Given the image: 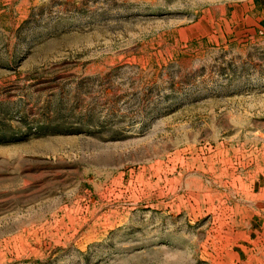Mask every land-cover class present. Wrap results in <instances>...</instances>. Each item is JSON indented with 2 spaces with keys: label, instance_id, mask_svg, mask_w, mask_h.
Wrapping results in <instances>:
<instances>
[{
  "label": "rangeland",
  "instance_id": "rangeland-1",
  "mask_svg": "<svg viewBox=\"0 0 264 264\" xmlns=\"http://www.w3.org/2000/svg\"><path fill=\"white\" fill-rule=\"evenodd\" d=\"M263 5L0 0V264H264Z\"/></svg>",
  "mask_w": 264,
  "mask_h": 264
},
{
  "label": "crops",
  "instance_id": "crops-1",
  "mask_svg": "<svg viewBox=\"0 0 264 264\" xmlns=\"http://www.w3.org/2000/svg\"><path fill=\"white\" fill-rule=\"evenodd\" d=\"M261 4H263V1H261ZM263 6H264V5H263ZM254 9H256V7H255L254 4H252V5L250 6V9H249L250 13H252V11H253Z\"/></svg>",
  "mask_w": 264,
  "mask_h": 264
},
{
  "label": "built area",
  "instance_id": "built-area-1",
  "mask_svg": "<svg viewBox=\"0 0 264 264\" xmlns=\"http://www.w3.org/2000/svg\"><path fill=\"white\" fill-rule=\"evenodd\" d=\"M261 33V32H260Z\"/></svg>",
  "mask_w": 264,
  "mask_h": 264
}]
</instances>
